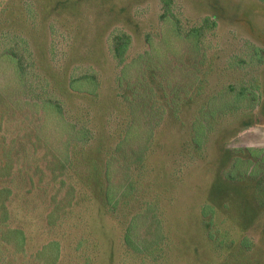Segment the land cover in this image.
I'll return each instance as SVG.
<instances>
[{"label":"trees","instance_id":"obj_1","mask_svg":"<svg viewBox=\"0 0 264 264\" xmlns=\"http://www.w3.org/2000/svg\"><path fill=\"white\" fill-rule=\"evenodd\" d=\"M87 1L0 0V264H62L56 238L26 249L9 202L23 182L26 193L41 191L46 224L59 222L74 203L56 194L65 183L73 191L67 171L120 225L127 249L158 264L172 237L164 205L182 168L205 156L218 130L233 124L235 135L264 121V42L245 38L221 57L206 41L217 17L183 23L172 0H158L156 25L134 55L129 33L111 31L113 92L105 102L93 71L65 66L76 37L70 27L81 21L72 19L76 4ZM253 3L263 15L264 0ZM175 125L181 140L165 150L162 138ZM217 150L208 195L197 204L199 229L220 254L217 264L264 263V149ZM252 221L262 227L256 237L245 232Z\"/></svg>","mask_w":264,"mask_h":264},{"label":"rangeland","instance_id":"obj_2","mask_svg":"<svg viewBox=\"0 0 264 264\" xmlns=\"http://www.w3.org/2000/svg\"><path fill=\"white\" fill-rule=\"evenodd\" d=\"M172 9L183 23L192 22L203 15L216 16V25L207 36L209 50L221 57L236 50L242 40L264 42V13L259 14L252 0H172ZM79 3V2H77ZM70 32L76 34L71 43L69 55L65 57L66 68L72 65L74 71H93L99 81V96L105 102L113 92L112 76L114 62L110 52L111 31L120 28L130 35L127 55L132 56L143 45V33L152 30L157 22L158 0H88L76 4ZM253 5V9H250ZM63 23L58 24L55 43L59 47V33ZM65 31V30H64ZM57 40V42H56ZM216 45L215 47H212ZM58 54V53H56ZM213 78L209 87L215 85ZM194 103L187 104L183 118L187 119ZM233 124L218 130L210 137L205 156L182 168L180 177L170 188V200L164 205L165 224L168 223L171 245L163 251L158 264H217L220 254L204 238L197 223V204L206 198L213 177L214 160L222 143L227 146L250 145L264 149V121L252 127L231 134ZM182 129L172 126L162 138L165 150L177 147ZM65 184L56 192L57 196L73 200L72 210L59 222L46 224L44 217L47 205L37 188L26 193L22 182L13 190L10 198V219L12 225H21L26 234V249L34 250L52 238L59 240L62 264H77L88 257L89 264H154L143 262L125 246L120 225L105 211L99 201L77 181L69 171ZM69 175L71 176L69 178ZM35 179V177H34ZM37 184L45 185L44 182ZM51 187V186H50ZM50 191L51 193L53 192ZM55 194V193H54ZM86 195L87 197H84ZM220 217L221 214L219 213ZM58 221V220H57ZM229 223L232 234H239L236 225ZM228 228V229H229ZM252 237L260 235L262 227L252 221L245 231ZM258 264H264L258 261Z\"/></svg>","mask_w":264,"mask_h":264}]
</instances>
